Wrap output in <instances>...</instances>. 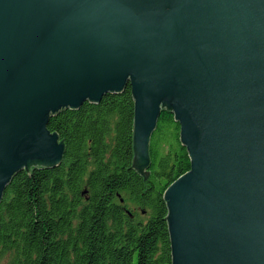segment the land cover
<instances>
[{
  "label": "water",
  "instance_id": "1",
  "mask_svg": "<svg viewBox=\"0 0 264 264\" xmlns=\"http://www.w3.org/2000/svg\"><path fill=\"white\" fill-rule=\"evenodd\" d=\"M127 84L135 166L163 109L190 160L164 193L171 264H264V0H0V200L60 164L52 115Z\"/></svg>",
  "mask_w": 264,
  "mask_h": 264
},
{
  "label": "trees",
  "instance_id": "2",
  "mask_svg": "<svg viewBox=\"0 0 264 264\" xmlns=\"http://www.w3.org/2000/svg\"><path fill=\"white\" fill-rule=\"evenodd\" d=\"M130 85L47 124L59 165L22 170L0 200V264H171L164 193L190 169L173 114L163 109L134 162Z\"/></svg>",
  "mask_w": 264,
  "mask_h": 264
}]
</instances>
